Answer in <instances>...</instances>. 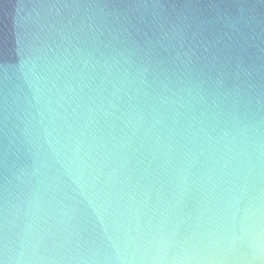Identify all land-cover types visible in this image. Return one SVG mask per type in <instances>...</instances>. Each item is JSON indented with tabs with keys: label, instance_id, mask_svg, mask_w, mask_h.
Returning <instances> with one entry per match:
<instances>
[{
	"label": "water",
	"instance_id": "1",
	"mask_svg": "<svg viewBox=\"0 0 264 264\" xmlns=\"http://www.w3.org/2000/svg\"><path fill=\"white\" fill-rule=\"evenodd\" d=\"M0 264H264V0H0Z\"/></svg>",
	"mask_w": 264,
	"mask_h": 264
}]
</instances>
